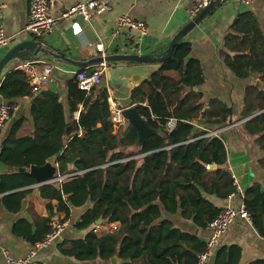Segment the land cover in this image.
Listing matches in <instances>:
<instances>
[{
    "label": "trees",
    "instance_id": "16d2710c",
    "mask_svg": "<svg viewBox=\"0 0 264 264\" xmlns=\"http://www.w3.org/2000/svg\"><path fill=\"white\" fill-rule=\"evenodd\" d=\"M220 55L237 78L255 76L264 84V36L253 13L233 20ZM91 71L81 70L87 75ZM203 83L200 62L191 57L190 43L181 40L150 81L131 92L138 113L156 131L136 147L134 129L127 125L124 131H115L102 80L84 91L76 75L67 78L66 112L57 93L48 89L36 93L24 72H7L0 81V98L8 104L31 99L32 132L17 136L23 122L18 119L1 142L0 162L25 171L0 173V203L19 209L29 188L36 185L30 167L51 159L57 166H71L63 180L38 187L40 198L47 202V216L35 220L34 230L24 221L19 236L34 246L49 233L51 220L67 222L71 210L81 208L73 228L85 235L61 249L67 257L102 264H110L113 257L118 264H195L205 242L179 230L163 214L178 215L192 227L206 230L221 210L208 198L226 200L236 194L223 137L204 136L207 130L231 125L234 111L217 98L204 105L199 91ZM171 120L174 125L168 129ZM240 120H245L242 127L264 153V92L256 86L246 88ZM68 127L72 130L67 133ZM258 165L264 170V156ZM242 201L251 226L264 238V188L251 184L243 190ZM97 221L108 230L95 233ZM240 253L236 245L219 246L209 264H238Z\"/></svg>",
    "mask_w": 264,
    "mask_h": 264
},
{
    "label": "crops",
    "instance_id": "0c3cea01",
    "mask_svg": "<svg viewBox=\"0 0 264 264\" xmlns=\"http://www.w3.org/2000/svg\"><path fill=\"white\" fill-rule=\"evenodd\" d=\"M87 1L54 0L51 15L53 18H59L71 6ZM110 1L111 10L101 16L93 17L88 25L80 20H59L52 33L42 38L45 41V46L47 44L46 47L49 48L50 52L60 53L66 59L75 62H85L98 57L99 53L95 48L89 46L95 42H100L103 45L105 55L152 54L164 49L171 39L191 20L188 14L190 0ZM0 4L3 7L1 23L5 37L8 39L7 46L0 49L1 59L5 52L16 45L19 40L24 37L33 38V36L24 31L28 19V4L26 5L24 0H0ZM245 12H251L255 15L264 36V0H253L247 6L236 2V0H225L183 38L191 45V57L197 59L202 66L204 83L199 88L203 95L202 103L206 105L210 99L217 98L228 107H232L234 111L232 124L242 121L240 120V113L244 106L246 88L256 86L264 92V84L257 77L250 76L240 79L234 76L224 65L220 55V51L223 50V38L230 25L239 14ZM121 15L144 22L146 36L140 42L136 41L137 34L132 30H122L118 35H112L116 20ZM126 46L128 48H124ZM37 61L49 62L55 66L56 69L52 72L49 83L42 89L57 93L67 112L64 82L70 76L75 75L78 71L77 68L67 61L54 60L48 57L41 56L38 60H34V62ZM20 63L24 62L18 60L10 62L3 69L1 79L10 70H18L16 67ZM121 66L123 65H107L108 69ZM93 67L88 68L92 69ZM102 83L105 86L108 85L104 78ZM30 101V98H23L15 103L17 111L13 112L11 119L0 131V149L2 140L6 137L12 124L18 119H22L23 122L17 136L31 134L32 124L28 115ZM3 102V99L0 98V103ZM80 109L79 106L78 110ZM77 117L78 112L74 114V119ZM110 121L112 122L111 119ZM239 125L242 127V123ZM126 127L127 125L124 128L114 126V129L116 132L124 131ZM196 128L204 129L202 126H196ZM221 137L225 141L227 150V168L241 191L243 192L253 183H258L264 188V170L258 165V161L264 156V153L255 145V137L251 135L247 137L242 131H238L236 126L222 132ZM48 162L57 166L54 164V159ZM39 186L41 185H34L29 188L30 193L20 202L19 209L16 211H14V207L8 209L0 203V264H6L3 256L4 251L15 258H24L32 249L33 246L19 235L23 232L21 229L25 222L31 225L32 230H34L35 220L47 216V202L40 198ZM208 199L213 205L221 209L225 207L237 208L243 204L242 197L237 193L226 200H219L214 197ZM83 210L81 208L71 210V218L66 222L67 224L58 239L37 252L36 264H102L100 261L79 262L61 253V249L68 248L70 242L81 239L85 235V232H79L73 228ZM163 218L171 221L179 230L191 233L204 242L209 236L207 229L198 230L178 215L164 213ZM96 227L97 233L107 231L109 228L102 223ZM231 245H236L241 249L238 264H248L257 259L264 260V238L257 234L250 222L239 218L235 219L220 238L217 248Z\"/></svg>",
    "mask_w": 264,
    "mask_h": 264
},
{
    "label": "built area",
    "instance_id": "2783aa9c",
    "mask_svg": "<svg viewBox=\"0 0 264 264\" xmlns=\"http://www.w3.org/2000/svg\"><path fill=\"white\" fill-rule=\"evenodd\" d=\"M211 0H190V7L188 14L190 19L198 15L204 8L208 6ZM253 0H236V2L243 5H250ZM54 7V0H28V19L24 28V31L32 35L35 38L42 39L52 33L54 26L61 19H73L80 20L85 24H89L95 16H101L111 10L110 0H88L84 3H76L68 8L59 18H53L51 10ZM2 10L3 7L0 4V49L7 46L8 39L5 37L2 27ZM122 30H132L137 34L136 41L140 42L143 37L146 36V25L140 20L133 19L126 15H121L117 18L113 36L118 35ZM89 46L95 48L99 53V56L104 57L105 52L103 45L99 42L91 43ZM128 48V46L124 47ZM18 70L25 73L28 83L32 87L34 92L42 89L50 81L52 72L56 69L52 63L49 62H24L20 63L16 67ZM107 64L101 63L95 65L89 75L85 72L78 71L75 73L78 87L81 90L89 91L92 87L98 85L103 76L107 72ZM108 93V104L110 110V119L113 126L116 128H122L126 125V120L123 118L124 109L120 106L118 98L114 95V91L108 86H105ZM17 111L16 104L0 103V130L3 128L5 122L8 120L10 113ZM243 121L226 125L214 130L206 131L205 137H217L221 138V133L233 128ZM174 122L171 120L168 122V129H172ZM66 175L58 177L51 182L61 181L66 178ZM236 193L243 197V192L239 186L235 183ZM242 219L246 222H250L248 213L245 210L243 204L237 208L225 207L220 210L218 216L208 225L207 230L209 236L205 241V251L200 254L195 264H209L212 255L219 244L220 238L226 233L230 225L235 219ZM66 222H60L57 219L50 221V231L44 237L41 242L36 243L30 252L24 258H15L11 256L7 251L3 252V256L6 264H36L35 256L37 252L43 248L53 244L63 232ZM112 229L115 225L111 226ZM97 233V227L94 229Z\"/></svg>",
    "mask_w": 264,
    "mask_h": 264
},
{
    "label": "water",
    "instance_id": "95a60500",
    "mask_svg": "<svg viewBox=\"0 0 264 264\" xmlns=\"http://www.w3.org/2000/svg\"><path fill=\"white\" fill-rule=\"evenodd\" d=\"M225 0H211L206 8H204L198 15L193 17L168 43L164 49L159 50L152 54L145 55H105L104 57L98 56L89 61L78 62L66 59L60 53H53L45 46V41L35 37L22 38L16 45L8 49L0 59V81L3 69L12 61L18 60L21 62H30L38 60L41 56L52 58L54 60H63L69 62L72 66L77 68L78 71L87 69L101 63L107 65L122 64L121 67H111L107 70L103 78L108 86L114 91L115 96L118 98L120 106L124 109L123 118L126 120L127 125L135 130L137 134L136 147L142 146L147 137L156 133L140 116L137 111L136 105L133 104L131 92L138 84L150 81L151 75L156 71L160 64L170 58L172 49L177 43L183 40L186 35L191 32L206 16L213 12ZM27 5L28 0H24ZM77 71V72H78ZM258 85V83H257ZM133 86V87H131ZM195 90V89H194ZM39 89L36 93H39ZM259 114V113H257ZM243 122L245 120H242ZM238 131L249 134L240 126H236ZM72 130L71 127L67 128V133ZM70 165L53 166L50 162L45 163L41 167L32 166L29 169L30 175L35 180L36 185L47 184L54 179L63 176V174L70 170ZM215 168L214 166L211 169ZM23 168H18L16 171L0 162V173L9 172H24ZM101 222L97 221L96 226ZM116 257L110 259V264H117Z\"/></svg>",
    "mask_w": 264,
    "mask_h": 264
},
{
    "label": "rangeland",
    "instance_id": "374dc122",
    "mask_svg": "<svg viewBox=\"0 0 264 264\" xmlns=\"http://www.w3.org/2000/svg\"><path fill=\"white\" fill-rule=\"evenodd\" d=\"M127 125V124H126ZM125 127V126H124ZM124 127H122V128H124Z\"/></svg>",
    "mask_w": 264,
    "mask_h": 264
}]
</instances>
